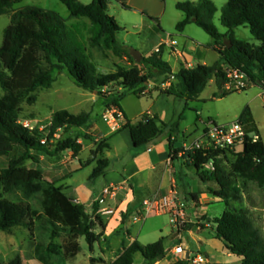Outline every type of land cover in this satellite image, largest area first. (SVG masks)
<instances>
[{
	"label": "trees",
	"instance_id": "1",
	"mask_svg": "<svg viewBox=\"0 0 264 264\" xmlns=\"http://www.w3.org/2000/svg\"><path fill=\"white\" fill-rule=\"evenodd\" d=\"M23 1L0 0V16L10 15V23L4 29L0 46V84L4 90V94L0 95V155L14 153L6 167L0 166V189L3 193L0 196V230L11 232L15 227H24L48 234L49 239L41 237L36 240L33 257L43 264H66L73 262L82 251L81 237H85L91 250L100 242L106 227V216L99 212L96 203L93 213H88L85 205L69 197L62 186L46 179L40 166H28L26 160L38 162L33 151L57 155L71 150L77 156L83 149L77 135L59 141L54 149L50 147L51 140L61 129L88 127L93 117L90 112L74 114L61 109L53 114L46 129H29L21 122L23 103H35L39 89L52 86L56 79L55 71H66L78 86L98 91L106 97L109 96L104 89L118 84L124 90L114 93L107 105L119 108L122 98L130 93L142 95L150 87V81L155 83V89H161L163 93L191 101L197 99L210 80L215 78L218 87L223 90L221 96H224L233 92L224 90L226 66L243 71L252 83L264 89V0H227L220 17L221 23L227 27L226 33L220 32L214 23L218 8L212 0L177 2L176 7L185 14L184 19L177 23V30L183 31L188 24L196 23L214 38L221 53L220 60L212 65H183L177 73L162 58L163 45L159 51L143 57L141 62L134 60L129 48L118 41L121 26L108 12L109 0H92L89 4L80 0H61L70 11L69 18L36 5L16 7ZM116 1L125 8H131L126 0ZM71 18L89 20L88 44L91 48L112 50L120 57L126 56L133 65L118 66L110 73L98 72L79 27L68 24ZM239 26H248L259 44L237 39L235 28ZM225 40L231 42L230 47ZM160 77H163L161 81L158 80ZM172 77L179 82H172L163 88V83ZM182 119L180 115L179 120L165 123L157 115L145 113L136 122L127 120L125 126L130 129L137 147L148 145L164 132V128H169L171 156L176 159L181 157L183 149L177 145ZM238 120L245 124L249 133L256 132L260 138L254 141L247 137L239 151L229 150L235 151L229 173L218 162L228 151L205 154L204 150H197L182 155L195 167L203 181H215L220 186L219 190L212 192L227 206L231 205V201L242 198L239 187L232 180L234 175L254 181L264 189V141L249 106L244 108ZM45 137L47 142L42 143ZM106 147L108 144L100 143L95 153L103 152ZM18 148L23 149L21 154H16ZM211 159L214 160V171L204 167ZM108 166L107 158L97 159L90 179L104 174ZM6 195L12 196V199ZM211 221L215 223L216 236L223 241L225 249L241 258L237 264H264V235L243 207L230 206ZM97 225L101 226V232L96 231ZM57 238H62V241H57ZM137 253L150 263L157 262L161 255H166L165 238L146 245L134 240L112 264H135ZM95 261L96 258L91 257V264H96ZM178 262L186 264L187 260ZM0 264L23 262L18 254L12 260L0 261Z\"/></svg>",
	"mask_w": 264,
	"mask_h": 264
},
{
	"label": "rangeland",
	"instance_id": "2",
	"mask_svg": "<svg viewBox=\"0 0 264 264\" xmlns=\"http://www.w3.org/2000/svg\"><path fill=\"white\" fill-rule=\"evenodd\" d=\"M85 4H89L92 0H80ZM187 0H131L133 5L136 7L125 8L116 0L108 1V12L110 15L115 17L117 22L121 26V30L117 34L118 41L129 48V50H139L145 53L146 49L151 45H154L157 38L160 37L165 31L166 33L179 34L176 24L179 20L183 19L184 13L176 7L177 2ZM193 1V0H190ZM218 10L214 16V23L218 27L220 32L227 31L221 23V10L227 0H212ZM24 5H36L46 9H51L58 12L65 18L70 16L68 7L61 0H24L23 2L16 5V7ZM141 7V8H140ZM143 11H145L143 13ZM10 23V15L4 14L0 16V46L3 43L4 29ZM68 24L79 27L81 31L82 39L87 44V50L90 55V59L95 64L97 71L100 73H110L118 69V66H131L133 63L126 56H118L112 50H102L100 48H91L88 44L89 33V22L85 18H71L68 20ZM187 32L194 37L196 40L195 45L200 47L207 46L208 43L212 42V37L200 26L195 23H191L186 27ZM235 34L238 39L248 41L250 43L259 44L257 40L250 32L248 26H240L235 28ZM210 63L214 62L213 58L218 56V52L209 49ZM175 68L178 69V64ZM56 77L52 86L49 88H40L37 92L38 100L29 104L28 102L23 103V111L21 118L22 120L28 119L36 128L46 129L52 120L53 114L61 109H67L71 113L80 114L82 112H90L93 120L88 127L83 128H70L68 130L61 129L58 131L57 136L51 140L50 147L54 149L59 141H63L69 137L78 136L79 141L84 144L85 149L81 152L80 158L83 161L88 162L96 160L98 154V146L100 143L105 142L98 138V129H94L96 125L105 126L108 125L102 118V114L105 110L110 107L107 102L112 99L111 96L116 92H122L123 87L118 84L110 85L109 88L104 89L109 97L103 94H99L98 91H90L83 87L78 86L70 75L64 72H54ZM163 77L158 80L161 81ZM111 92V93H110ZM152 93L154 96L159 95L157 105L163 108L166 114L164 118L165 123H173L179 120L180 115L183 116L181 120V126L186 128L188 132L193 133V130L198 126L199 130L203 129V124L200 123L199 118L202 119H214L218 122H227L237 119L242 109L250 105L256 115L259 123L263 139H264V89L251 83L249 89L242 91H233L228 94L221 96V89L214 82H209L208 85L203 89L201 97L195 100L187 101L186 99L172 94H166L161 89H155L153 87ZM216 93V98H213ZM4 94V90L0 84V95ZM148 100L151 98L150 95H146ZM147 100V99H145ZM168 128H164L167 131ZM192 134L189 136V142L193 139ZM121 148V149H120ZM119 153L116 156V150L108 151L110 160L114 165H121L123 162L130 159L125 146H120ZM241 145H237L231 150L239 151ZM71 151V150H70ZM235 151H228L222 155L218 160L219 164L226 170L231 171V164L235 159ZM22 148H18L16 154H21ZM63 156H69L68 152H62ZM14 154V153H13ZM0 155V166L6 167L9 160L13 156ZM38 162L41 156H43V165L47 171V174L54 176V171L50 166L51 162L58 160L57 157L46 153L45 151H35L34 155ZM101 156V155H100ZM102 157V156H101ZM117 158L118 163L114 160ZM61 159V158H60ZM38 162L34 159H27L26 163L28 166H36ZM95 164H90L81 167L79 159L71 160L67 165L63 166L61 173L69 174L67 177L62 178L64 185L70 184V188H66L64 192L75 193L80 196L82 204L86 206L88 211H91V201L93 198L98 197L101 189L105 185L104 177L100 175L94 179H90L93 167ZM232 180L239 187L242 198L237 201H231L230 206L243 207L249 217L252 219L254 225L264 235V189L259 187L254 181L246 180L239 176H233ZM216 182L204 183L200 179H197L196 185L203 190H207L208 187H213ZM217 184V183H216ZM215 190H219L220 186L214 187ZM211 193H213V188ZM3 195L0 189V196ZM202 200L199 207L200 215L197 219L196 225L200 228H189L191 217H187L186 223L182 226L180 232L177 226H175L169 215L157 214L150 215L142 221L130 222V228L133 232L134 237H139V241L143 244L157 241L162 236H165V247L167 258L172 256V248L182 242L184 247H189L192 251H199L206 254L211 262H222L226 258V250L222 240L215 238L212 230H201L208 222L207 218L213 220L215 217H219L226 209L227 206L225 201L221 199H215L213 195L202 193ZM12 199V196L6 195ZM98 203V198L96 200ZM190 203L187 202L189 206ZM121 224L125 221H132L131 213L129 210H121ZM123 227V228H122ZM125 226H119L116 232H122ZM208 228H215V223L209 222ZM140 229V231H139ZM163 229L164 234L161 232ZM100 225L96 226V231H101ZM139 231V236L137 232ZM207 237V243L202 244ZM44 237L49 239L48 234L41 233L39 230H29L24 227H15L11 232L0 230V261L12 260L16 255L20 254L22 257L23 264H43L33 257V246L37 239ZM122 237L126 240V243L132 240L127 232L123 233ZM202 237V238H201ZM113 237L110 238L112 240ZM57 241L61 242L62 238H57ZM83 250L78 260L72 263L66 264H91V259L87 257V253L90 252L89 244L85 237L80 238ZM102 239L97 243V253L94 257L96 258V264H112L115 257L119 254V250L116 251L113 247L105 249ZM103 253L105 255H103ZM108 253V255H106ZM235 258V257H233ZM144 257L137 253L135 256V262H142ZM176 259V258H175Z\"/></svg>",
	"mask_w": 264,
	"mask_h": 264
},
{
	"label": "crops",
	"instance_id": "3",
	"mask_svg": "<svg viewBox=\"0 0 264 264\" xmlns=\"http://www.w3.org/2000/svg\"><path fill=\"white\" fill-rule=\"evenodd\" d=\"M126 1L130 6L136 7L135 5H133L131 0H126ZM193 1H198V0H193ZM144 12L145 11H143V13ZM163 32L164 33L157 38V41L154 45L148 47L145 53L143 51H141V53L143 54V57L149 56L154 51H156V48H158V46L163 45L161 56L165 61L171 64L174 73L179 72V70L182 68L183 65L188 67H194L198 64L212 65L221 58V53L218 50L219 47L216 45L215 40L211 35L210 36L212 37L213 40L212 42L208 43L207 46H203L201 44L200 47H197L194 46L196 40L192 35H190L187 32L186 28L183 31H180L179 34H175V33L165 34L164 30ZM226 32L227 31L222 33H226ZM209 49H213L218 52V56L216 58H213L214 59L213 63H210L209 61L210 58ZM175 63L178 64V69L175 68V65H172ZM172 82L178 83L179 80L175 77H172L169 81L163 83L162 87L163 88L168 87ZM210 82H214L217 84L215 78L211 79ZM149 85L150 87H148L142 95L130 93L120 100V104H121L120 109L123 113V119L119 122L117 130L115 131L111 130V128L108 125L105 126L96 125L94 127V129H98V138L104 140L105 143L108 144V147H106L103 150V152H101L99 156H97L96 160L88 163L87 160L83 161V159L80 158L81 152H83V150L85 149V146L83 144V149L77 156H75L73 152L70 150H66L69 153L68 154L69 156L67 157L66 155L63 156L62 152L57 155H52L53 157H57L58 160L50 161L51 162L50 166L54 171L53 172L54 176L53 175L49 176L47 174L44 165L42 164L43 163L42 161L44 159L43 156L38 158L39 159L38 166H40L44 170L45 178L50 181H55L58 185L62 186L64 190L66 188H70L71 185L67 183L66 185H64L65 183H62L63 180L62 178L67 177L69 174L61 173V169H63V166L67 165L71 160L79 159L81 167L90 164H95L94 165L95 167L97 164V159L99 158H107L109 160V166L105 170V173L102 174L105 182L103 188L110 184H122V183H124V188L120 191L118 197L114 199L111 198L107 201L106 204L100 205L99 203H96V200L101 195V192L103 190L102 188L98 197L93 198V200L91 201V206H92L91 211H88V209L86 208V211L90 214H92L94 211L95 203L99 206V212L103 208H111L115 210L113 214H104L106 216L105 217L106 227L104 229V234L102 236V243L104 244L103 247L105 249H107L108 247L110 248L113 247L116 251L119 250L121 252L124 250L126 246H129L134 240L139 241V237L136 238L133 236V232L130 228L129 223L134 221L133 216L136 214V212L139 211L143 199L148 196H151L156 193L165 195L171 192V190H176L182 199L190 203L188 206V216L191 217L189 228H197V229H200L196 225L197 219L200 217V215L204 214V213H200L199 211L201 200L203 199L201 194L205 193V195L206 194L208 195L209 193L213 195L215 199H220L219 197L211 193V191H209L212 190V188L213 190H215L214 187L217 186L216 183L213 185V187L209 186L207 190H203L201 189V187L199 188L196 185L197 179H200L204 183H209L214 181H203L198 175L195 167L191 165L184 157H182L181 154H180L181 157L179 158L176 159L172 158L170 145L168 141V137L171 133V130L169 128L167 131H164L157 139L153 140L148 145H144L140 147L134 145L131 136V131L128 127L125 126L127 120L136 122L142 117L143 114L150 113L151 115H157L160 121L166 122L164 121V118H166V114L163 111V108L157 105V100L159 99L160 96L159 95L154 96L152 93L153 86L155 85V83L153 82L152 85L151 84ZM222 91L223 90L221 89V93ZM201 93L198 96V98L201 97ZM146 95H150L151 98L148 100V97H145ZM213 98H216V93H214ZM247 106H249L252 111L253 118L258 126L260 135L263 139V135L259 123L257 121L256 115L253 111V108L250 105ZM244 108L240 112L237 119L242 114ZM203 120L205 119L199 118L200 123H202ZM232 121L219 122V123H230ZM202 130H199L197 126L195 130H193V133H191L188 132L186 128H183L180 123L177 144L179 143L183 144L185 142H189L188 138L191 134L193 136L191 138L193 139L197 138L202 133ZM79 142H81V140ZM120 146L122 147L125 146V149L127 150L130 159L128 161L123 162L121 165H114L113 162L110 160V155H108L107 153L108 151L115 149L117 156V154L119 153L118 151ZM32 154L35 155V151H33ZM114 160L116 161V163H118L117 158H114ZM66 194L75 201L82 203L80 196L75 195V193L69 194L66 192ZM125 209L129 210V212L131 213L132 221L130 220L125 224H121L120 211ZM207 222L208 223L205 226H202L204 228L201 230H212L214 237L218 238L216 236V230H215L216 226L213 229L208 228L209 222H211V218L210 219L207 218ZM119 226H125L122 232H116ZM101 231H97V232H101ZM139 231L137 232L138 236H139ZM125 232H127V234L130 237H132V240L128 243H126L125 241L126 239L122 237L123 233ZM161 232L164 234L163 229ZM111 237H113L112 240H110ZM162 237L166 238L165 236ZM204 238L205 239L201 241L202 244H206L208 241L206 236ZM139 242L142 243L141 241ZM186 248L187 250L192 251L191 248L189 247ZM89 250L90 252L87 253V257L91 259V257H94L95 253H97L98 250L97 243L95 244L93 250H91L90 247ZM81 252L78 254L75 260L79 259ZM119 254L115 257V259L119 256ZM103 255L105 254L103 253ZM106 255H108V253H106ZM240 261H241L240 257L226 250V258L222 260V262H211V264H237ZM68 263H72V262H68ZM135 264H179V262L175 259L172 253V256L170 258H167V254H166L165 257L159 259L157 262L154 263H150L144 258L142 262H138V263L135 262ZM186 264H188V262H186Z\"/></svg>",
	"mask_w": 264,
	"mask_h": 264
},
{
	"label": "built area",
	"instance_id": "4",
	"mask_svg": "<svg viewBox=\"0 0 264 264\" xmlns=\"http://www.w3.org/2000/svg\"><path fill=\"white\" fill-rule=\"evenodd\" d=\"M160 50V46L156 51ZM226 80L224 82V90L242 91L249 88L252 83L250 78L243 71L232 66L225 67ZM103 120L108 124L111 130L115 131L118 128L119 122L123 119L121 109L116 105H110L102 114ZM23 126L29 129L36 128L30 120L24 119L21 121ZM203 130L200 136L190 142L182 144L181 155H186L197 150H204L205 154L229 151L237 145H241L247 137H251L257 141L260 136L256 132L249 133L244 123L240 120H234L230 123H219L214 119L208 118L202 121ZM58 134V133H57ZM55 134V137L57 136ZM47 142V137L43 138L42 143ZM220 156V155H219ZM207 170L214 171V160L211 159L204 165ZM124 188L122 184H110L103 188L101 195L98 198V203L104 205L111 198L118 197L120 191ZM114 209L103 208L100 210L102 214H113ZM167 214L171 222L177 226L181 232L182 226L187 221L188 205L182 199L176 190H171L168 194L162 195L159 193L153 194L143 199L141 207L133 216L134 221H142L150 215ZM172 253L177 261L187 260L188 264H211L209 257L199 251H189L182 244H176L172 248Z\"/></svg>",
	"mask_w": 264,
	"mask_h": 264
},
{
	"label": "water",
	"instance_id": "5",
	"mask_svg": "<svg viewBox=\"0 0 264 264\" xmlns=\"http://www.w3.org/2000/svg\"><path fill=\"white\" fill-rule=\"evenodd\" d=\"M225 43L227 44V46L228 47H230L231 46V42L229 41V40H225ZM131 52V54H132V56H133V58H134V60L135 61H137V62H141L142 61V59H143V54L141 53V51H139V50H131L130 51ZM149 84H153V82L152 81H150L149 82ZM177 145H182L181 143H179V144H177ZM210 219V218H209ZM163 258V255H161L160 256V259H162Z\"/></svg>",
	"mask_w": 264,
	"mask_h": 264
}]
</instances>
